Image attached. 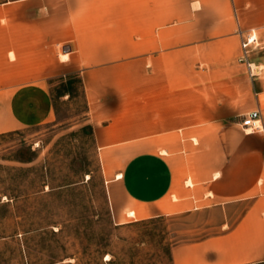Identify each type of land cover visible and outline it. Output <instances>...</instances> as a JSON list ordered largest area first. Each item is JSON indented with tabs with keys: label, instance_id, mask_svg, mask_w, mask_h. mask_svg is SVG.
<instances>
[{
	"label": "crops",
	"instance_id": "obj_1",
	"mask_svg": "<svg viewBox=\"0 0 264 264\" xmlns=\"http://www.w3.org/2000/svg\"><path fill=\"white\" fill-rule=\"evenodd\" d=\"M1 5L0 133L53 121L51 80L79 73L121 216L245 204L230 230L177 244L172 258L264 262V133L241 125L262 108L264 81L240 62V30H264V0ZM255 63L264 69V59Z\"/></svg>",
	"mask_w": 264,
	"mask_h": 264
},
{
	"label": "rangeland",
	"instance_id": "obj_2",
	"mask_svg": "<svg viewBox=\"0 0 264 264\" xmlns=\"http://www.w3.org/2000/svg\"><path fill=\"white\" fill-rule=\"evenodd\" d=\"M257 34L261 44L249 53L253 64L264 59V30ZM59 53L68 58L61 46ZM242 58L243 49L245 63ZM259 66L255 77L264 81ZM243 71L247 77V67ZM51 90L53 121L0 133V264H174L175 245L222 234L238 221L245 204L227 212L121 216L88 118L83 78H54Z\"/></svg>",
	"mask_w": 264,
	"mask_h": 264
},
{
	"label": "built area",
	"instance_id": "obj_3",
	"mask_svg": "<svg viewBox=\"0 0 264 264\" xmlns=\"http://www.w3.org/2000/svg\"><path fill=\"white\" fill-rule=\"evenodd\" d=\"M242 36V47H243V60L247 63L250 68V73L252 76L255 75L254 64L249 59V53L251 52L250 47L252 45L259 46L261 42L257 34V31L251 30L250 32H245L240 30ZM241 125L243 130L247 133H264V122H263V112L262 108L258 107L249 113L243 115Z\"/></svg>",
	"mask_w": 264,
	"mask_h": 264
},
{
	"label": "bare ground",
	"instance_id": "obj_4",
	"mask_svg": "<svg viewBox=\"0 0 264 264\" xmlns=\"http://www.w3.org/2000/svg\"><path fill=\"white\" fill-rule=\"evenodd\" d=\"M67 57V54H65V58ZM254 68L258 71V67H256L255 65H254ZM256 71V72H257ZM122 176V174L121 173H119L118 174V177L120 178ZM129 216H131V217H135L136 216V212L134 211V210H130L129 211Z\"/></svg>",
	"mask_w": 264,
	"mask_h": 264
}]
</instances>
